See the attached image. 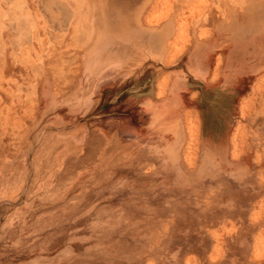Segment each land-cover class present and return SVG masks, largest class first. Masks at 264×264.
Here are the masks:
<instances>
[{"label":"rangeland","instance_id":"374dc122","mask_svg":"<svg viewBox=\"0 0 264 264\" xmlns=\"http://www.w3.org/2000/svg\"><path fill=\"white\" fill-rule=\"evenodd\" d=\"M228 6L0 0V264H264V50L210 37Z\"/></svg>","mask_w":264,"mask_h":264},{"label":"crops","instance_id":"0c3cea01","mask_svg":"<svg viewBox=\"0 0 264 264\" xmlns=\"http://www.w3.org/2000/svg\"><path fill=\"white\" fill-rule=\"evenodd\" d=\"M50 5L58 7L53 2ZM236 5L237 9L226 7V15L217 20L210 37H218L222 40L225 37L228 48L237 56L246 58L258 48L264 50V0H236ZM196 53L198 55L194 47L192 57ZM207 55H210L209 52ZM262 69L264 64L258 71ZM263 80L264 76L259 79V82Z\"/></svg>","mask_w":264,"mask_h":264},{"label":"bare ground","instance_id":"6f19581e","mask_svg":"<svg viewBox=\"0 0 264 264\" xmlns=\"http://www.w3.org/2000/svg\"><path fill=\"white\" fill-rule=\"evenodd\" d=\"M8 26V25H7ZM46 226H48V225H46ZM31 231V230H30ZM37 238V237H36Z\"/></svg>","mask_w":264,"mask_h":264}]
</instances>
